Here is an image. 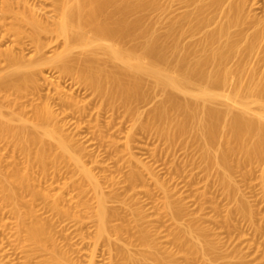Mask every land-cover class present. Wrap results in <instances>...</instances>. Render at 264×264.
<instances>
[{"label":"bare ground","instance_id":"6f19581e","mask_svg":"<svg viewBox=\"0 0 264 264\" xmlns=\"http://www.w3.org/2000/svg\"><path fill=\"white\" fill-rule=\"evenodd\" d=\"M182 1L195 6V11L166 22V32L159 36L147 23L146 11L162 8L164 0H52L50 11L36 4L37 0H1L0 37L12 46L0 49V71L6 72L0 78V98L9 103L8 92L20 94L30 84L37 89L35 77L45 66H55L61 74L74 73L101 106L112 110L122 106L132 117H139L134 105L147 100L145 81L151 78L155 87H161L164 99L146 113L145 121L138 118L140 128L155 134L169 150L178 145L195 147L206 171L216 168L218 184L226 194H233V169L264 163V19L250 15L241 0ZM216 14L220 19L214 30L205 31L197 43L181 46L184 35L207 28ZM183 23L189 24L187 29ZM141 39V44L131 45ZM27 41L35 49V56L29 59L21 55ZM51 44L56 49L48 56ZM18 46L21 54L15 50ZM77 47L85 49L73 54ZM60 101L61 113L47 103L33 105L31 119L24 118L22 105L13 103L15 109L9 116L0 105V140L7 141L12 153L23 159V167L14 165L11 175L0 172L7 187L3 200L17 218L23 241L48 252L45 264L73 262L55 247L33 208L37 198H48L32 182L35 169L46 180L49 165L56 168L66 161L72 163L83 180L78 185L80 193L86 192V184L96 201L92 214L97 221L96 238L108 239L110 228L116 235L121 232L120 227L110 225L118 213L107 207L101 185L82 162L85 148L64 129L67 124L60 116L72 103ZM137 172L128 179L131 186L141 180L142 174ZM156 184L167 194L162 183L157 180ZM25 192L30 193L32 205L27 212L20 210ZM62 200L56 197L47 208L65 214L60 208ZM165 208L173 216L178 214L169 201ZM237 211L251 217L245 202ZM143 213L139 209L132 215L137 240L147 255L136 257L129 249L119 248L117 260L121 264H142L148 259L154 264H174L173 255L159 253L149 232L139 225ZM188 233L190 230H178L174 240L184 252L197 255L198 246L187 240Z\"/></svg>","mask_w":264,"mask_h":264},{"label":"rangeland","instance_id":"374dc122","mask_svg":"<svg viewBox=\"0 0 264 264\" xmlns=\"http://www.w3.org/2000/svg\"><path fill=\"white\" fill-rule=\"evenodd\" d=\"M241 2L245 3L250 15L264 19V0ZM36 4H41L45 11L52 10V0H37ZM194 11L195 6L182 0H164L162 8L147 10L145 16L153 31L162 36L167 29L166 22L179 20ZM214 18L210 26L200 32L184 35L180 39L181 46L197 43L205 31L214 30L220 19L218 14ZM186 24H182L184 29L188 28L189 24ZM2 41L0 49L12 46L8 40ZM26 43L22 54L19 46L15 50L29 59L35 56V49L28 41ZM52 45L50 49L47 47L50 50H46L48 56L56 49V45ZM83 49L77 47L73 54ZM5 74L0 71V78ZM72 74L74 77L61 74L55 66H45L43 73L35 77L39 84L37 89L30 84L20 94L8 92L10 104L0 98L5 116L15 109L13 103H16L24 107L26 119L33 117V105L41 107L47 103L54 112L61 113L60 100L71 102L72 107L60 116L67 124L64 129L85 148L81 155L83 164L101 185L108 198L107 207L119 215L110 225L120 227L121 232L116 235L110 228L108 239H97V221L92 216L96 201L88 185L84 186L86 192L80 193L78 185L83 180L79 169L67 161L56 168L49 165L46 180L35 169L31 174L32 182L48 194V198H37L33 208L47 226L58 250L65 252L73 264H121L116 258L119 248L129 249L136 257L147 255L137 240L138 227L132 215L140 209L145 216L139 225L149 232L159 253L173 255L174 264H264V163L234 168L235 191L228 195L218 184V170L214 168L207 172L195 147L178 145L169 150L155 134L140 128L138 118L141 116V122L145 121L146 113L164 99L161 87H155L153 79L145 81L147 100L134 105L140 116L132 117L122 106L113 110L105 106L106 110ZM22 163V156L12 153L8 142L0 140V172L11 175L14 165L21 168ZM137 171L142 174L141 180L131 186L128 179ZM155 180L164 185L167 194ZM6 188L0 176V264H45L48 252L37 250L18 234L17 218L3 200ZM24 197L20 210L27 212L32 207L30 193L25 192ZM56 197L63 199L60 208L65 214L47 208ZM166 201L171 203L174 211L178 210L176 216L165 208ZM242 202L247 204L251 217L237 211ZM178 230H190L187 240L197 244L199 254H189L181 249L174 240ZM52 248L49 245V249ZM142 264L154 262L148 259Z\"/></svg>","mask_w":264,"mask_h":264}]
</instances>
